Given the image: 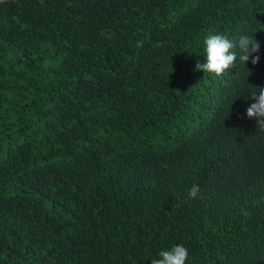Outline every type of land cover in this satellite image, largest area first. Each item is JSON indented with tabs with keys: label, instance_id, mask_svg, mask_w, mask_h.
Returning a JSON list of instances; mask_svg holds the SVG:
<instances>
[{
	"label": "trees",
	"instance_id": "1",
	"mask_svg": "<svg viewBox=\"0 0 264 264\" xmlns=\"http://www.w3.org/2000/svg\"><path fill=\"white\" fill-rule=\"evenodd\" d=\"M209 34L259 63L195 70ZM253 86L264 0L0 1V264H264Z\"/></svg>",
	"mask_w": 264,
	"mask_h": 264
},
{
	"label": "clouds",
	"instance_id": "2",
	"mask_svg": "<svg viewBox=\"0 0 264 264\" xmlns=\"http://www.w3.org/2000/svg\"><path fill=\"white\" fill-rule=\"evenodd\" d=\"M205 45V62L196 63L195 70L202 71L221 77L228 70L233 68L237 60V52L239 49V60L243 64H247L251 57V63L255 66L259 63L260 44L248 35H242L238 40H230L223 34H209L204 40ZM250 72V71H249ZM251 73V72H250ZM256 91L251 93L250 99L255 101L246 109V117L249 120L256 121L257 128L264 129V88L253 86ZM200 194L198 185L193 186L188 191L190 199H195ZM188 258V250L183 245H175L169 250H162L158 253V258L151 260V264H186Z\"/></svg>",
	"mask_w": 264,
	"mask_h": 264
},
{
	"label": "water",
	"instance_id": "3",
	"mask_svg": "<svg viewBox=\"0 0 264 264\" xmlns=\"http://www.w3.org/2000/svg\"><path fill=\"white\" fill-rule=\"evenodd\" d=\"M0 1H4V0H0Z\"/></svg>",
	"mask_w": 264,
	"mask_h": 264
}]
</instances>
